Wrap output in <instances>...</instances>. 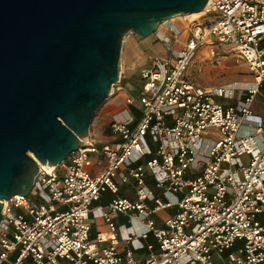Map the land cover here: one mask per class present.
I'll list each match as a JSON object with an SVG mask.
<instances>
[{
	"label": "built area",
	"instance_id": "built-area-1",
	"mask_svg": "<svg viewBox=\"0 0 264 264\" xmlns=\"http://www.w3.org/2000/svg\"><path fill=\"white\" fill-rule=\"evenodd\" d=\"M202 14L205 20L185 22L186 33L169 20L157 29L156 39L168 55L155 57L139 71L142 116L137 125L131 126L133 117L126 111L112 117L111 133L120 139L119 146L84 140L60 165L39 164L27 196L2 202L0 264H215L216 257L224 264H264V223L256 221L264 212V123L242 133L252 101L264 88L259 48L264 0H208ZM208 41L236 47L256 77L234 106L214 101L216 95L232 98L233 87L206 90L186 76L196 51ZM125 102L132 104L134 98ZM93 154L107 160L94 177ZM149 154L144 163L130 166ZM245 154L249 161L244 164ZM121 166H129L122 181H136L137 201L115 198L100 209L111 232L115 212L136 210L137 219L146 221L141 236L152 232L159 253H150L144 262L131 249L120 256L113 236L89 240L91 206L105 191L116 192L114 178ZM146 173L165 199L146 186ZM146 199L154 209L146 207ZM61 204L65 208L60 210ZM173 204L179 212L163 228L146 219Z\"/></svg>",
	"mask_w": 264,
	"mask_h": 264
},
{
	"label": "water",
	"instance_id": "water-1",
	"mask_svg": "<svg viewBox=\"0 0 264 264\" xmlns=\"http://www.w3.org/2000/svg\"><path fill=\"white\" fill-rule=\"evenodd\" d=\"M208 0H0L2 202L32 190L39 164L82 147L121 78L124 37H146Z\"/></svg>",
	"mask_w": 264,
	"mask_h": 264
},
{
	"label": "crops",
	"instance_id": "crops-1",
	"mask_svg": "<svg viewBox=\"0 0 264 264\" xmlns=\"http://www.w3.org/2000/svg\"><path fill=\"white\" fill-rule=\"evenodd\" d=\"M178 20L172 18L170 19V23L176 24L183 32L186 33V29H184L185 18L186 16L177 15ZM155 40H157L155 38ZM128 40L124 37V48L126 47V43ZM227 46V44H221L218 46ZM230 45V44H229ZM164 56L168 55V51L163 45ZM233 49L236 51L237 48L232 46ZM259 48L264 53V37L260 40ZM160 49V48H159ZM200 48L196 51V55L191 63V66L187 69L186 76L193 82L197 87L204 88L206 90L213 89L216 87H226V85L230 86L233 82V78L231 76H226V68L230 69L231 64L228 63V60L224 61V68L220 67V62L217 60H213L215 54V50L211 46V44H204L203 45V54H204V69L203 65L201 64ZM124 58L121 59V65L125 62L126 69L128 70L127 64L131 62L132 56L130 55V51H124ZM155 58V57H154ZM153 58V59H154ZM151 59V62L152 60ZM207 59V61H206ZM216 59V57H215ZM228 59V58H227ZM244 60V59H243ZM230 61V60H229ZM151 62L146 66L149 67ZM210 62V63H209ZM245 62V61H244ZM216 65V66H215ZM139 73V72H138ZM193 75V76H192ZM126 78L120 81L119 86L116 89H113L116 92V96L112 99L109 105L105 106L103 112L100 114L99 117H96L97 120L95 123L92 121L90 124V130L88 138L85 139L86 142H96L99 147L102 145H111V146H119L121 141L119 138L115 137L111 133L110 122L112 117L121 112L126 111V113L130 114L133 117V121L131 122V126L135 127L138 123L137 117L141 118V108L137 102V97L140 92V87L142 81L140 76L138 75L139 79V87L135 89V87L130 88L128 86L131 85L133 82L130 80V74L125 76ZM256 82V78L254 83L247 84L243 86V89L239 92V84H235V86H231L235 89V95L232 98L224 97L222 95L214 96V101L218 104H221L224 108L228 106H234L237 104L238 101L243 100L244 94L246 93L247 89L251 88ZM240 86V85H239ZM117 90V91H116ZM133 97L134 102L132 104H127L125 102L126 97ZM252 114L244 119V126L242 128V133H249L253 131L257 125L264 123V88H260V92L255 96L254 100L252 101L251 105ZM95 118V119H96ZM150 147L154 151L155 145L150 142ZM150 154L146 155L143 160L139 162H135L131 164V167L136 166L139 163H144V161L150 158ZM93 158V166L90 168V175L92 177L98 176V174L104 170L107 166V160L98 154H93L91 157ZM242 162L245 164L249 161V156L247 154L241 157ZM129 166H121L114 178L115 183L117 185L116 192L105 191L101 194L100 198L92 204L90 212V232H89V240L92 243L96 242V236L98 234H104L106 237H115V242H117V252L120 256H124L127 249H131L135 258L140 259L142 262L147 260V256L150 253L158 255L159 253V243L156 240L154 234L152 232H148L146 236H141L145 228V222H140L137 219V211L136 210H129L128 212H115L111 215V221L115 225V229L110 230L109 225H107L104 217L102 216L100 207L107 206L113 199L121 198L126 199L127 201L135 202L137 201V184L133 178H129L128 181L123 182L122 177L127 175V170ZM145 183L146 186L149 188L150 191L154 194L155 197L160 199H165L163 194V190L156 188L154 178L151 174L146 173L145 176ZM186 192H179L177 194L178 198H181ZM145 205L149 209H154V202L152 200L146 199ZM58 209L65 208V205L61 204L57 206ZM179 212V207L173 204L168 206L167 208H162L159 210H155L154 212L150 213L147 216V220H151L155 227L163 228L165 226V221L173 216H175ZM256 221L260 223H264V212L260 215L256 216ZM106 245L110 244L108 240ZM14 256V253L10 256V259ZM215 264H224V259L221 257L215 258Z\"/></svg>",
	"mask_w": 264,
	"mask_h": 264
},
{
	"label": "rangeland",
	"instance_id": "rangeland-1",
	"mask_svg": "<svg viewBox=\"0 0 264 264\" xmlns=\"http://www.w3.org/2000/svg\"><path fill=\"white\" fill-rule=\"evenodd\" d=\"M192 18H199L202 21V20H205L206 17L204 16V14H202V12L201 14L200 13L190 14L189 16H186L185 21L188 22ZM174 19L178 20V17L175 16ZM159 28L160 26L158 27V29ZM155 33L150 34L149 36H146V37H139L135 35L134 33H128L125 35V39L128 41L126 43L125 48L123 44V49L121 51V57L122 59L124 58L123 55L126 49V51H130V55L132 56V59H131V62L127 64L128 70L126 69L125 62L121 65L120 81L125 79L126 78L125 76H127V74H130V80L133 82L131 85L128 84L130 88L135 87V89H137L139 87L140 84H139L138 75L140 76V73L138 72L141 70V68L146 67L151 62V59H153L154 57L164 56L165 52H163V48L161 47L163 44L158 39L155 40L156 38ZM208 44H211V46L215 50L216 55L213 57L214 58L213 60L219 61L221 63L220 67L224 68L223 62L226 60H228V63L231 64L230 69L228 68L225 69L226 70L225 74H227L226 76H231L233 78V82L230 84V86L234 87L235 84H239L240 86L238 85L239 87L238 89L240 92L243 89V86L254 83L255 78H256L255 75L248 69L243 58H241L238 51L233 49L231 45L227 44V46L226 45L218 46L221 44L212 42V41H208L207 45ZM163 47L165 46L163 45ZM199 54H200L201 64L203 65V69H204L203 46L200 47ZM194 62H192V64ZM119 84L120 82L112 86L111 94L108 96V98L103 102V104L97 110L96 114L94 115L92 119V121H94L93 123H95V121L97 120L96 117H99L100 114L103 112V110L105 109L104 107L109 105L112 99L116 96V92H114L113 89H116L119 86Z\"/></svg>",
	"mask_w": 264,
	"mask_h": 264
},
{
	"label": "trees",
	"instance_id": "trees-1",
	"mask_svg": "<svg viewBox=\"0 0 264 264\" xmlns=\"http://www.w3.org/2000/svg\"><path fill=\"white\" fill-rule=\"evenodd\" d=\"M139 119H140V117L138 116V117H137V121H138Z\"/></svg>",
	"mask_w": 264,
	"mask_h": 264
},
{
	"label": "bare ground",
	"instance_id": "bare-ground-1",
	"mask_svg": "<svg viewBox=\"0 0 264 264\" xmlns=\"http://www.w3.org/2000/svg\"><path fill=\"white\" fill-rule=\"evenodd\" d=\"M201 14V13H200Z\"/></svg>",
	"mask_w": 264,
	"mask_h": 264
}]
</instances>
